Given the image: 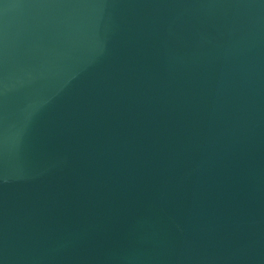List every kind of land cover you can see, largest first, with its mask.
Masks as SVG:
<instances>
[{"label":"water","instance_id":"obj_1","mask_svg":"<svg viewBox=\"0 0 264 264\" xmlns=\"http://www.w3.org/2000/svg\"><path fill=\"white\" fill-rule=\"evenodd\" d=\"M0 264H264V0H0Z\"/></svg>","mask_w":264,"mask_h":264}]
</instances>
